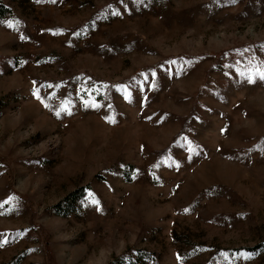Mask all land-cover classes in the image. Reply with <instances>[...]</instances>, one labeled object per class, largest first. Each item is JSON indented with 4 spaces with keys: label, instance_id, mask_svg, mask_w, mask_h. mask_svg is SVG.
Listing matches in <instances>:
<instances>
[{
    "label": "rangeland",
    "instance_id": "obj_1",
    "mask_svg": "<svg viewBox=\"0 0 264 264\" xmlns=\"http://www.w3.org/2000/svg\"><path fill=\"white\" fill-rule=\"evenodd\" d=\"M261 72L264 0H0V264H264Z\"/></svg>",
    "mask_w": 264,
    "mask_h": 264
},
{
    "label": "snow or ice",
    "instance_id": "obj_2",
    "mask_svg": "<svg viewBox=\"0 0 264 264\" xmlns=\"http://www.w3.org/2000/svg\"><path fill=\"white\" fill-rule=\"evenodd\" d=\"M8 26H9V27H13V25H12L11 22L9 23ZM259 76H260V79L264 80V72H261V73L259 74ZM250 82H254V80H253L252 78H250ZM34 95H36V96H37V99H39V95H38V94L34 93ZM58 115H59V113H58Z\"/></svg>",
    "mask_w": 264,
    "mask_h": 264
}]
</instances>
